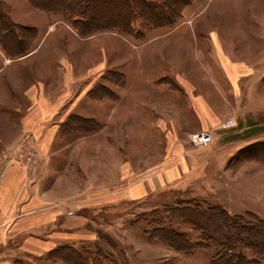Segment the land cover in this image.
<instances>
[{"label":"rangeland","instance_id":"rangeland-1","mask_svg":"<svg viewBox=\"0 0 264 264\" xmlns=\"http://www.w3.org/2000/svg\"><path fill=\"white\" fill-rule=\"evenodd\" d=\"M5 1L14 5L11 16L38 37L26 33L0 44L2 73H8L0 78V185L9 183L14 163L23 172L15 175L17 192L7 185L0 193V264H71L68 247L100 255L105 264H212L214 248L195 247L202 232L181 209L198 203L264 219V69L258 70L264 65L235 85L222 68L216 74L184 65L194 84L175 69L155 77L165 61L152 54L184 43L162 38L187 20L197 23L198 37L215 30L264 53V0H191L174 25L144 28L139 36L114 30L82 35L66 20L55 22L63 20L61 13ZM34 46H40L38 56L12 59ZM42 69L67 73L69 84L68 92L48 91L63 99L50 125L28 122L32 102L25 91L39 83ZM227 118L236 124L222 127ZM49 126L55 130L47 142ZM203 130L214 139L197 147L191 134ZM28 134L36 142L30 159L17 156ZM159 221L195 246L177 250L151 238ZM49 239L50 250L35 251Z\"/></svg>","mask_w":264,"mask_h":264},{"label":"trees","instance_id":"trees-1","mask_svg":"<svg viewBox=\"0 0 264 264\" xmlns=\"http://www.w3.org/2000/svg\"><path fill=\"white\" fill-rule=\"evenodd\" d=\"M33 7L61 13L64 20L82 35L105 30L120 33H136L172 26L178 22L183 10L191 0H26ZM136 22L139 25L136 26ZM30 27V26H29ZM31 28L15 21L11 7L0 0V44L5 39H20ZM36 39L37 33H30ZM33 40V39H32ZM31 40V41H32ZM32 43V42H31ZM189 213L188 222L202 232L203 241L191 243L187 236L159 221L150 231L157 238L177 250L195 247L214 248L212 264H254L264 259V219L249 213L231 215L222 206L205 208L198 203H188L181 211ZM169 211L173 212L172 208ZM70 248V249H69ZM71 255L65 257L71 264H105L100 255L89 251L66 248ZM246 251L247 253L245 254ZM254 258V259H250Z\"/></svg>","mask_w":264,"mask_h":264},{"label":"crops","instance_id":"crops-1","mask_svg":"<svg viewBox=\"0 0 264 264\" xmlns=\"http://www.w3.org/2000/svg\"><path fill=\"white\" fill-rule=\"evenodd\" d=\"M10 6L14 10V5L10 4ZM256 10L258 11V8H256ZM18 11H20V9ZM23 12L24 13L26 12L25 9H23ZM32 18L30 19L32 20ZM63 20L58 19L55 22L58 24H62V23L65 24L66 21ZM15 21L21 23L19 20H15ZM202 25H204L203 26L204 28L209 27L207 22H204ZM196 27H197V23L195 21H189V20L180 21L175 26L176 29L173 30V32L166 34V36L162 35L163 36L162 39H168L171 37L174 39L180 38L184 43L177 40L175 41V43L171 45H167L166 47L158 51L157 54L152 53L153 56L156 57V59H161L165 61L164 63H162V68L165 70L159 73L158 75H155V77H158L159 75L164 74L165 72H172L175 69L178 70L177 73L179 76H182L184 77L185 80L188 79L189 82L194 83L191 80V77L188 76L183 70H181V68H183L184 65L185 67L189 68V70L192 69L190 70L191 72L196 69L199 70L203 69L204 71L205 69H208L216 74H222L223 73L221 71L222 68L225 74L229 77L230 81L235 85L239 83V81L242 79L243 76H251L255 74L258 67L264 65V53H260L257 50H255L254 45H252L251 43H249V45L248 43L246 45H241V44L239 45L238 43H236V40L233 37H229V36L221 37V35L217 33L215 30H206L202 33L204 36L198 37V35H201V33L196 32L195 30ZM201 40H205V41H201ZM202 43H204V47H201ZM39 47L40 46H38V48L35 49L36 46H34L28 53L15 55L13 56L12 59H17V61L27 60L33 56H38ZM1 50H0V63H1L0 78L3 76L8 77V73L6 74L2 73L3 71H5V68L3 67L4 51L2 50L3 51L2 52ZM212 50L215 51V54L217 53L219 54L218 55L219 59H217L214 56V52ZM231 51H235L236 53L231 54ZM185 57L189 61L188 66H186V63L184 62ZM17 61H12V62L15 63ZM7 62L10 63L11 61L9 62L8 60ZM218 62L220 63V65H218L219 64ZM256 64H259L260 66L257 67ZM158 65L161 66L160 64ZM262 69H264V67H261V69L258 70H262ZM39 73L41 78H36L37 81H39V83L37 85L31 86L27 91H25L32 102L30 104L31 105L29 111L30 119L28 120V122L36 125H44V123L45 124L49 123L48 125H50L52 117L58 114L63 99H60L59 97L53 98V95L50 96L48 91L68 92L69 84L67 80V73H61L57 69H53V71L50 70L48 72L42 69L39 70ZM58 78L60 79L58 80ZM130 79H131L130 82H136L137 81L136 74L134 76L130 75ZM55 81H59L56 88L53 89L52 87H49V85L53 86V83L55 84ZM148 83L149 82L146 81L145 83H143V86L147 85ZM145 95L146 94L143 93L142 98L140 97L141 98L140 101L145 98ZM130 104H131L130 107H132V101L130 102ZM204 105L207 107L205 103ZM199 115L203 119V123H202L203 127L206 126L208 127L209 119L207 117V113L205 112L204 109H202V107H200ZM208 115L209 117H212L210 111ZM254 128L256 127H252L253 130ZM54 130H55V126H49V130L47 132V142L52 138V134ZM46 145H49V143H47ZM229 162L230 159H228L227 157L225 161H223L222 166L228 165ZM19 166L20 165L18 163H14L11 166L10 175L12 178L9 179V181L8 179H6V181L9 182L8 184L5 182L3 186L0 185V193H2V191L7 188V185H9V187L13 189L14 193L18 191L20 186L17 183H13V182L16 181L15 175H19L20 177L23 175V172ZM26 207L28 206H24L22 208H26ZM0 216L1 219L5 218L3 213H0ZM50 236L51 235H47V237L44 236L43 238L47 239ZM32 244L33 243L27 241L28 246H31ZM52 247H53V242L51 241V239H49V241L46 240L41 241L38 246H34V249L35 251L41 253L50 250Z\"/></svg>","mask_w":264,"mask_h":264},{"label":"built area","instance_id":"built-area-1","mask_svg":"<svg viewBox=\"0 0 264 264\" xmlns=\"http://www.w3.org/2000/svg\"><path fill=\"white\" fill-rule=\"evenodd\" d=\"M235 124H236V121L234 120V118H227L222 121L221 126L224 128H229V127L234 126ZM213 139H214L213 133L208 130L198 131V132H194L191 134V141L197 147L207 145L211 143ZM35 148H36V142L34 138L32 137V135L28 134L24 138L17 156L30 159L34 154ZM1 166L2 165L0 164V167Z\"/></svg>","mask_w":264,"mask_h":264}]
</instances>
